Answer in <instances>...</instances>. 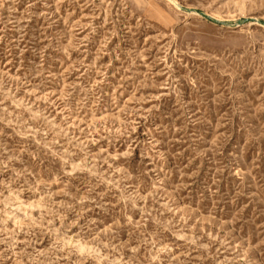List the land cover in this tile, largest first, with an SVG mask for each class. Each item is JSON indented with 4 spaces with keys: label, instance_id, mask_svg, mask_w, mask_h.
<instances>
[{
    "label": "rangeland",
    "instance_id": "rangeland-1",
    "mask_svg": "<svg viewBox=\"0 0 264 264\" xmlns=\"http://www.w3.org/2000/svg\"><path fill=\"white\" fill-rule=\"evenodd\" d=\"M0 264H264V0H0Z\"/></svg>",
    "mask_w": 264,
    "mask_h": 264
},
{
    "label": "water",
    "instance_id": "water-1",
    "mask_svg": "<svg viewBox=\"0 0 264 264\" xmlns=\"http://www.w3.org/2000/svg\"><path fill=\"white\" fill-rule=\"evenodd\" d=\"M213 21H214L215 23H219L217 20H214V19H213ZM244 23H245V21H239V22H238V25H242V24H244Z\"/></svg>",
    "mask_w": 264,
    "mask_h": 264
},
{
    "label": "bare ground",
    "instance_id": "bare-ground-1",
    "mask_svg": "<svg viewBox=\"0 0 264 264\" xmlns=\"http://www.w3.org/2000/svg\"><path fill=\"white\" fill-rule=\"evenodd\" d=\"M238 24H236V26H237Z\"/></svg>",
    "mask_w": 264,
    "mask_h": 264
}]
</instances>
